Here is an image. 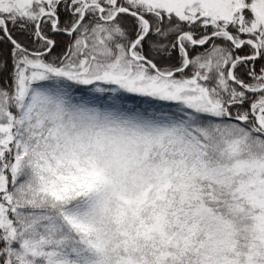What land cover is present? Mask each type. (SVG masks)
Listing matches in <instances>:
<instances>
[{
    "label": "snow or ice",
    "instance_id": "obj_1",
    "mask_svg": "<svg viewBox=\"0 0 264 264\" xmlns=\"http://www.w3.org/2000/svg\"><path fill=\"white\" fill-rule=\"evenodd\" d=\"M0 264H264V0H0Z\"/></svg>",
    "mask_w": 264,
    "mask_h": 264
}]
</instances>
